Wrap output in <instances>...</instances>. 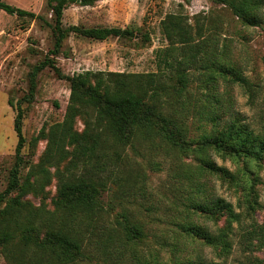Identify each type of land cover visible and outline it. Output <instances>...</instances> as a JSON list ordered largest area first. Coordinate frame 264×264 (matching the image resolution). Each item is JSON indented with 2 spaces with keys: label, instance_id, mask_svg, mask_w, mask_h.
Segmentation results:
<instances>
[{
  "label": "rangeland",
  "instance_id": "obj_1",
  "mask_svg": "<svg viewBox=\"0 0 264 264\" xmlns=\"http://www.w3.org/2000/svg\"><path fill=\"white\" fill-rule=\"evenodd\" d=\"M0 1L43 16L52 23L53 14L47 0ZM262 10L264 14V6ZM169 18L181 21L196 42L200 41L196 34L201 28L202 35L212 39L209 50L214 44L218 45V58L223 56V61L248 78L250 89L220 80L219 91L223 98H230L232 110L247 123L254 128L264 126V23L244 26L229 8L213 0H99L92 6L71 5L64 12L63 22L67 28H129L136 34L132 39L105 41L71 34L57 58V67L64 77L51 68L39 74L35 101L25 105L23 129L27 144L23 154L27 164L21 176L23 181L30 174L36 184L45 177V188L40 195L29 194L25 199L36 208L53 211L61 182L86 178L106 184L102 197L104 212L95 226V236L86 240L88 259L79 264H139L137 259L147 258L150 251L159 253L165 261L179 252L182 257L209 264H255L257 260L264 264V242H258V233L247 234L254 232L255 227L264 230V161L252 168L259 178L255 199L258 204L254 212L249 209L251 196L247 187H235L209 173L201 174V162L194 153L183 154L158 138L150 142L136 141L133 147L129 145L120 151L119 156L111 151V158L102 161L104 170L101 163L95 167L93 161L75 160L73 154L63 162L49 159L50 132L64 121L70 105L69 78L86 72L149 74L163 71L171 74L179 62L189 61L190 55L182 54L186 47L170 41L164 33L163 22ZM54 41L51 28L43 22L0 10V193L8 186L18 144L14 129L16 111L9 102L16 105L28 93L29 75L53 49ZM32 48L36 49L35 53ZM206 63L207 57L201 53L190 71L189 96H194L191 102L198 108L204 104L199 94L208 92L207 87H211L205 78ZM194 117L187 122L189 140L201 134L197 116ZM84 128V121L78 119L75 129L82 132ZM43 132L46 139L32 143ZM212 158L217 165L232 172H245L244 161L224 160L217 154H212ZM190 179L195 182L191 186ZM196 182L206 183V193L195 194ZM210 196L225 199L242 214L240 223L233 224L230 235L233 249L229 255L192 239L177 226L179 222L192 220L215 234L225 228L226 216L219 221L210 220L196 215L191 207L190 198L205 200ZM125 219L143 228L146 234L143 242L133 245L125 241L120 226ZM252 240L257 247L249 245ZM10 251L13 249L5 251L0 246V264H16Z\"/></svg>",
  "mask_w": 264,
  "mask_h": 264
},
{
  "label": "trees",
  "instance_id": "obj_2",
  "mask_svg": "<svg viewBox=\"0 0 264 264\" xmlns=\"http://www.w3.org/2000/svg\"><path fill=\"white\" fill-rule=\"evenodd\" d=\"M98 1L47 0V7L53 14L52 23L43 16L0 1V10L19 18L43 22L51 28L55 39L53 49L30 73L28 93L16 105L9 102L16 111L14 129L18 144L8 186L0 193V246L5 251L13 249L10 254L16 264H79L87 260L86 240L95 236V226L104 212L102 197L107 189L104 182H92L86 178L75 182H61L54 200L55 209L50 211L44 207L36 208L25 199L29 194L43 193L46 178L43 177L36 184L32 182L30 174L23 181L21 176L22 168L27 164L23 154L27 144L23 129L25 105H31L35 101L37 79L42 71L47 68L56 69L64 77L57 67V58L64 49L65 41L71 34L95 41L135 37L136 32L129 28L64 26V12L69 6H92ZM213 1L229 8L244 26L256 27L264 23V0ZM163 28L170 41L187 48V51L183 48L182 54H189V61L179 62L171 74L163 71L149 74L86 72L69 78L70 105L64 121L50 132L49 159L63 162L73 154L75 160L93 161L95 167L101 163V169L104 170L105 162L102 161L111 158V151L114 156H119L120 151L129 145L133 147L136 141L150 142L158 138L183 154L194 153L201 162V174L209 173L235 187H247L251 196L248 200L249 209L255 212L259 178L252 168L264 161V126L254 128L247 123L244 117L232 110L230 98H223L219 91L220 80L250 89L248 78L238 68L223 61V56L222 59L218 58V45L214 44L213 49L209 50L208 45L213 43L212 39L204 37L201 28L196 34L200 38L198 42L177 18L165 20ZM31 51L35 53L36 49L32 48ZM201 53L207 57L205 78L211 87H207L208 92L199 94L198 97L204 99V104L198 108L191 102L194 96H189V88L192 83L191 67ZM194 115L197 116L201 134L197 139L189 140L187 122ZM78 119H82L85 124L82 132L75 129ZM45 137L47 136L43 132L32 143L36 144L40 139H46ZM212 154H217L224 160L228 158L232 161H244L245 172H232L217 165ZM194 183L189 180L190 186ZM195 185L196 195L206 193L205 182H196ZM190 202L196 215L217 221L226 216L227 226L218 230V234L192 220L179 222L177 226L192 239L202 241L223 255H229L233 249L230 239L233 224L240 223L242 214H238L232 203L221 197L210 196L205 200L190 198ZM120 226L124 239L129 244L136 245L146 239L143 228L129 223L127 219ZM252 233L259 234L256 236L259 243L264 242L263 229L257 230L255 227L254 232H247L249 235ZM253 241L249 245L255 248L257 244ZM178 253L165 261L159 253L150 251L147 258L137 260L139 264H209L196 262ZM255 264L262 262L257 260Z\"/></svg>",
  "mask_w": 264,
  "mask_h": 264
}]
</instances>
